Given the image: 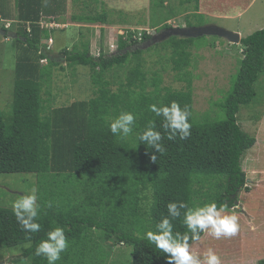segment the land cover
Returning a JSON list of instances; mask_svg holds the SVG:
<instances>
[{
  "label": "trees",
  "instance_id": "1",
  "mask_svg": "<svg viewBox=\"0 0 264 264\" xmlns=\"http://www.w3.org/2000/svg\"><path fill=\"white\" fill-rule=\"evenodd\" d=\"M185 2L194 4L197 12L203 10L201 0ZM0 3V31L6 33V38L10 32L5 31H12L15 43L10 123L6 124L0 115V174H33L40 205L37 222L41 228L37 233L25 232L13 208L0 206V250L27 246L13 263L47 264L46 258L35 255L36 246L53 228L63 227L69 247L56 264H107L112 251L106 247L108 243L131 247L132 264H166L164 253L147 238L135 235L140 173L187 174L189 207L213 201L218 206H237L239 194L249 190L243 159L256 144L255 136L242 130L237 115L242 107L258 103L264 95L259 88L264 81V28L240 41L243 58L225 101L226 120L194 125L190 116V137L182 140L177 135L168 140L162 128L163 117L152 113L156 130L163 135L164 151L157 152L138 139L142 111L155 100L140 89L143 49L132 47L151 39L148 28L142 29L141 41H137V31L124 29L115 41V54L100 48L97 57L93 56L88 38L79 41V47H64L59 50L65 58L63 67L42 42H53L57 29L45 28L42 23L57 24L66 13L67 0ZM169 20L159 28H171ZM6 22L11 23L9 29L5 28ZM92 25L100 28L101 35L104 28H110L99 22ZM89 32L87 29V35ZM77 38H86L83 30L78 31ZM172 38L178 47L191 46L195 41ZM42 59H46V65ZM78 67L90 71V82L95 87L92 98L75 100L79 97L74 96L66 106H50L55 99L52 96L45 100L44 93L51 94L44 90L52 75L67 70L76 76ZM167 93L160 106L176 101L177 96ZM184 94H180L182 101L191 100L192 94ZM120 112H132L137 117L133 134L124 139L114 136L109 128V118ZM257 264H264V259Z\"/></svg>",
  "mask_w": 264,
  "mask_h": 264
},
{
  "label": "rangeland",
  "instance_id": "2",
  "mask_svg": "<svg viewBox=\"0 0 264 264\" xmlns=\"http://www.w3.org/2000/svg\"><path fill=\"white\" fill-rule=\"evenodd\" d=\"M201 2L202 9L206 12H200L208 14L227 12L225 14L227 16H209L211 14L206 16L197 12L194 4L186 3L185 0H164V4H161V0H67L66 13L58 20V28L53 34L50 54L58 56L60 52L56 54L57 50L63 47L74 45L79 47L78 42L87 38L90 40V52L93 56L97 57L100 48L106 53L115 54V41L124 29L137 31L136 35H140L142 29L148 28L146 32L152 36L166 29L159 27L167 19H173L168 22L172 27L215 25L239 33L241 39L264 28V0H201ZM239 11L242 13L238 14ZM95 22L110 28H104L101 35L100 28L92 25ZM71 23L80 25L74 27ZM85 24L91 25L85 26ZM65 27H67L65 31L61 30ZM80 29L83 30L86 38L78 40L77 32ZM87 29L90 30L88 35ZM10 33L6 38V33L0 31V115L6 124L10 123L12 117L15 67V43ZM172 39L171 37L153 43L152 38L137 47H132V49H143L140 56L141 74H143L141 91L145 90L149 93L148 97L155 100L154 104L157 106L163 103L164 96L168 95L167 91L177 96L176 102L181 108L187 106L190 109L191 122L194 125L224 122L225 101L231 93V81L243 58V48L214 36L196 38L191 46L181 44L180 47L176 46L177 43ZM42 42L45 43V40ZM64 64L65 62L63 67H66ZM128 67L127 63L125 69ZM76 73V76H71L66 70L64 73L58 71L52 75L51 82H48L47 88L45 87L47 90H44L51 94L50 96L45 92V100L51 99L52 96L55 99L49 104L50 106H66V103L73 101L74 96L79 97L75 100L92 98V90L95 91V87L90 82L89 69L78 67ZM115 86L113 89H116ZM259 88L264 94V81L260 83ZM141 91L139 90L140 93ZM184 93L192 94L191 100L189 97V100L184 98L182 101L180 94L184 96ZM261 99L254 105L242 107L237 115L242 130L255 136L256 144L246 153L242 165L249 190L239 194L237 206L232 210L228 208V212L237 214L239 222L244 221L246 234L261 239L263 245L261 242L256 243L259 244L256 247L258 256L257 254L246 256V259L233 264H257L259 260L264 259V95ZM152 113L149 108L143 109L142 131L150 121L154 122L156 119ZM36 183L33 174H0V206L12 208V203L21 196L30 194L33 188L37 191ZM188 188L187 174L140 173L137 177L138 205L135 235L139 238H147L148 231L155 232L161 219L168 215L166 206L169 202L183 201L188 204ZM183 212L184 210H181V217L172 221L174 232L182 233L186 230L182 223ZM229 238L216 239L205 232L197 245L201 246L202 242L208 241L213 244L215 250L219 248L222 250L228 244L232 251L235 242L229 241ZM26 247L1 249L0 264H29V261L12 262ZM106 247L112 250L107 264H132L131 247L111 243ZM192 251L199 254L200 249L194 246ZM260 251L261 254L263 253L262 256ZM219 257L221 264H231L227 259L223 260L221 256Z\"/></svg>",
  "mask_w": 264,
  "mask_h": 264
},
{
  "label": "clouds",
  "instance_id": "3",
  "mask_svg": "<svg viewBox=\"0 0 264 264\" xmlns=\"http://www.w3.org/2000/svg\"><path fill=\"white\" fill-rule=\"evenodd\" d=\"M155 35H152L151 39ZM137 41H141V38ZM45 44L50 51L53 42L49 45L48 40ZM42 60L45 62L41 63L46 65V59ZM149 110L156 116L163 117L162 128L167 132L168 140L175 139L177 135L182 140L190 137L192 125L189 123V118L191 113L187 106L181 108L178 102L172 101L170 105H150ZM109 119V128L114 136L124 139L133 134L137 117L132 112H120L117 116ZM138 139L157 152L164 151L161 144L163 135L156 130L154 122L148 123L146 128L138 134ZM151 159L155 162L156 157L152 156ZM37 201V191L33 188L30 194L24 195L12 203L16 220L25 232L37 233L40 231L41 225L37 222L40 205ZM48 206L51 207V203ZM166 207L168 215L161 219L157 230L146 233L147 239L165 254L166 264H221L220 257L212 248H208L204 252L203 260H201L200 256L192 251L190 241H199L204 232L216 239L237 235L240 230L239 216L229 213L227 204L218 206L214 201L205 203L203 206L193 207H189L183 201L169 202ZM181 210H184L182 223L187 229L183 234L174 232L172 223L173 220L181 217ZM68 247L69 241L65 235V229L55 227L47 233V238L41 240L36 246L35 255L46 258L47 264H56L61 259V253Z\"/></svg>",
  "mask_w": 264,
  "mask_h": 264
},
{
  "label": "crops",
  "instance_id": "4",
  "mask_svg": "<svg viewBox=\"0 0 264 264\" xmlns=\"http://www.w3.org/2000/svg\"><path fill=\"white\" fill-rule=\"evenodd\" d=\"M200 11H205V10H201L200 9L198 12H200ZM200 13H203V12H200ZM237 13L241 14L242 12L239 11ZM203 14H205L206 16L209 15V14H211L209 16L217 15V17L227 16V15H220V14H217V13H214V14H212V13H209V14L208 13H203ZM233 15H235V14H233ZM171 20H173V19H171ZM171 20H169L168 22H170ZM168 22H167V24H168ZM75 26H79V25H74V27ZM183 27H188V26L186 25V26H183ZM179 39H183V38H179ZM58 52H59V50H57L56 54H58ZM51 56L54 58L55 61L60 62L63 65V63L65 61V59L62 58L63 56H61L59 54H58L59 57L56 56V55H54V56L51 55ZM230 210H232V208ZM239 224H240V230L237 233V235L229 238V241L232 240V241H234L236 243V245H235V243H233L234 249L232 251H231V248L228 247V244L225 245L226 249L224 248V249L220 250V248H219V249L215 250L213 248V244L211 242H208V241H204V243L202 242L201 246L197 245L198 244V241H197L196 243L192 244V248L194 246H197L200 249V252L197 255L200 256L201 260H203L204 252H206L208 248H212L215 251L216 254L218 253V256H221L223 258V260L227 259V262H229L231 264H233V263H235L237 261H242V260L246 259L247 258L246 256H252V255L255 256L256 254H257L256 256H258V252H257L256 247L259 244H256V243H260V242L262 243V240L261 239L260 240L255 239L252 236H249L248 234H246L244 221L242 223L239 222ZM204 233L201 236V240H202V238L204 236ZM262 245H263V243H262ZM261 250H262V248H261ZM216 251H218V252H216ZM262 254H261V251H260V255L261 256H262ZM228 256H233V257H228Z\"/></svg>",
  "mask_w": 264,
  "mask_h": 264
},
{
  "label": "water",
  "instance_id": "5",
  "mask_svg": "<svg viewBox=\"0 0 264 264\" xmlns=\"http://www.w3.org/2000/svg\"><path fill=\"white\" fill-rule=\"evenodd\" d=\"M204 36L218 37L233 45H239L241 41V36L239 33L227 31L215 25H206L203 27H172L165 29L161 33L153 36L152 42H162L171 37L196 39Z\"/></svg>",
  "mask_w": 264,
  "mask_h": 264
},
{
  "label": "built area",
  "instance_id": "6",
  "mask_svg": "<svg viewBox=\"0 0 264 264\" xmlns=\"http://www.w3.org/2000/svg\"><path fill=\"white\" fill-rule=\"evenodd\" d=\"M0 21H2V20L0 19ZM10 26H11V23H10V22H6V23H5V28H6V29H9ZM42 26L45 27V28H52V29H53V28H58V27H57L58 25H57L56 23H49V24H47V23L43 22V23H42ZM123 33H124V31H123ZM123 33H122V34H123ZM122 34H120V35H122ZM137 38L140 39V35H137ZM51 43H52V41L49 40V45H50ZM112 47H113V46H112ZM47 49H48V48H47ZM41 62L44 63L45 60H42Z\"/></svg>",
  "mask_w": 264,
  "mask_h": 264
},
{
  "label": "flooded vegetation",
  "instance_id": "7",
  "mask_svg": "<svg viewBox=\"0 0 264 264\" xmlns=\"http://www.w3.org/2000/svg\"><path fill=\"white\" fill-rule=\"evenodd\" d=\"M161 33V32H160ZM159 34V33H156V35Z\"/></svg>",
  "mask_w": 264,
  "mask_h": 264
}]
</instances>
